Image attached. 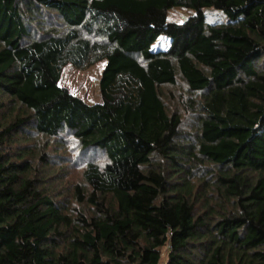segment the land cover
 Wrapping results in <instances>:
<instances>
[{
	"label": "trees",
	"instance_id": "trees-1",
	"mask_svg": "<svg viewBox=\"0 0 264 264\" xmlns=\"http://www.w3.org/2000/svg\"><path fill=\"white\" fill-rule=\"evenodd\" d=\"M99 62L101 103L60 86ZM62 135L82 158L65 193L45 173ZM166 245L164 264H264V0H0V264Z\"/></svg>",
	"mask_w": 264,
	"mask_h": 264
},
{
	"label": "rangeland",
	"instance_id": "rangeland-1",
	"mask_svg": "<svg viewBox=\"0 0 264 264\" xmlns=\"http://www.w3.org/2000/svg\"><path fill=\"white\" fill-rule=\"evenodd\" d=\"M208 22H224L225 18L218 12L207 10L206 12ZM194 13L183 9H174L169 11L168 20L175 23H183ZM131 28L140 35L145 28L150 26L151 18L148 14L135 15L130 20ZM169 42L165 39L158 40L153 48L166 49ZM105 68V62H99L95 65L85 69H77L70 65L65 66L61 70L60 86L66 88L73 96H76L89 105L101 103V94L99 89V81L102 72ZM58 142L65 147L58 153H55L57 146L53 143L50 146L52 154H49L47 169L45 173L48 176L47 186L57 191H64L68 189L67 186L80 180L82 170L81 157L79 151H75L72 147L71 141L69 142L65 135ZM62 142V143H61ZM93 159L97 163H103V157L94 155ZM43 168V167H41ZM44 170V168H43ZM169 247L166 245L162 249L161 264L165 263Z\"/></svg>",
	"mask_w": 264,
	"mask_h": 264
}]
</instances>
